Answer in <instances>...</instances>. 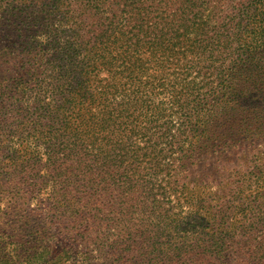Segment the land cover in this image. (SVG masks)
I'll list each match as a JSON object with an SVG mask.
<instances>
[{
  "label": "trees",
  "instance_id": "obj_1",
  "mask_svg": "<svg viewBox=\"0 0 264 264\" xmlns=\"http://www.w3.org/2000/svg\"><path fill=\"white\" fill-rule=\"evenodd\" d=\"M16 7L22 8L20 25L26 26L27 7L0 5L2 14H8L7 25L0 23V264H264V0H247L241 6L223 41L229 58L224 72L216 74L212 104L195 107L180 152L169 156L167 178L160 181L171 188L168 180L176 179L177 213L168 223L139 225L126 215L128 200L111 205L107 212L22 208L25 200H37L41 194L34 186L45 179L43 145L70 123L81 168L97 175L103 168L111 169L120 176L126 161L153 162L158 171L162 164L159 153L151 150L132 149L126 156L129 137L106 131L107 120L96 119L91 111L92 87H53L45 101L40 87L16 76L17 45L10 30ZM22 40L21 53L37 57L38 68L48 66L39 49ZM100 44L107 49L105 42ZM77 50L85 51L81 46ZM68 58L62 62L68 63ZM90 71L80 68L71 77L69 71L63 73L67 80L83 82ZM39 75L49 77L43 71ZM47 123H56L58 129L48 130ZM221 158L232 164L227 172L217 165ZM224 174L218 190L211 192L210 179ZM130 178L137 180L132 174ZM187 181L195 189L189 190ZM184 207L188 215L180 213ZM43 209L39 203L36 211Z\"/></svg>",
  "mask_w": 264,
  "mask_h": 264
},
{
  "label": "rangeland",
  "instance_id": "obj_2",
  "mask_svg": "<svg viewBox=\"0 0 264 264\" xmlns=\"http://www.w3.org/2000/svg\"><path fill=\"white\" fill-rule=\"evenodd\" d=\"M246 3L247 0H0L1 8L22 5L30 11L29 24L23 26L22 8L13 10L14 25L10 30L12 42L17 45L13 49L16 76L30 86L40 87L45 101L50 100L53 87H92L91 111L96 119L107 120L106 131L129 137L126 156L132 149L151 150L159 153L162 164L158 171L153 162L126 161L120 176L112 174L111 169L103 168L97 175L81 168V154L72 146L76 140L70 123L67 130L59 136L56 133L43 145L40 152L45 179L34 186L40 187L41 194L37 200H25L22 208L72 214L107 212L111 205L128 200L124 208L134 224L159 220L168 223L177 213L174 206L180 197L175 193L174 177L168 180L171 188L160 180L167 178L169 156L180 152L182 136L188 134L195 107L212 104L216 74L219 77L224 72L229 58L223 41ZM7 22L8 14H2L1 9L0 23ZM153 22L160 24L157 27ZM151 28L156 31L154 35ZM22 39L30 40L32 47L39 49L48 66L38 68L37 57L21 53L18 44L24 42ZM99 40L107 49L102 50ZM79 46L85 50L82 54L77 50ZM66 56L71 57L68 63L62 62ZM80 68L92 69L83 82L64 78L63 71H69L71 77ZM40 71L48 79L40 76ZM47 124L52 132L58 129L56 123ZM217 165L226 172L232 166L222 158ZM129 174L137 177L136 182L129 179ZM224 179L225 174L218 180L210 179L211 192H216L217 184ZM186 186L195 189L189 181ZM161 189L166 191L164 195ZM39 203L43 211H36ZM180 213L190 212L184 207Z\"/></svg>",
  "mask_w": 264,
  "mask_h": 264
}]
</instances>
